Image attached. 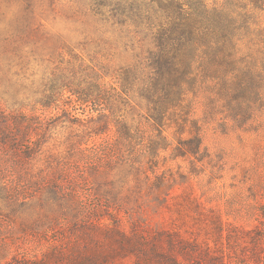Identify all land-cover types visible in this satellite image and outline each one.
<instances>
[{"label": "rangeland", "instance_id": "374dc122", "mask_svg": "<svg viewBox=\"0 0 264 264\" xmlns=\"http://www.w3.org/2000/svg\"><path fill=\"white\" fill-rule=\"evenodd\" d=\"M90 3L32 0V24L21 33L10 30L14 42L35 48L29 57L40 63L54 51L68 55L73 49L101 68L108 85L116 84L120 67L145 59L148 40L134 28L103 22ZM24 5L0 0V22L7 24ZM260 14L250 13L264 24ZM1 35L3 59L12 53L2 52ZM44 71L38 67L39 76ZM257 91L253 110L239 117L222 107L215 90L191 92L206 151L177 155L178 126L172 122L165 130L171 145L149 176L125 162L142 152L141 144L132 150L119 143L115 125L97 132L99 122L90 120L95 113L75 96L44 112L24 107L41 134L32 157L13 154L0 142V264H264V78ZM132 107L119 113L137 124L145 102L133 99ZM57 174L65 177L63 185ZM109 204L126 208H99ZM93 206L99 217L91 222ZM119 228L138 236L136 249L109 233Z\"/></svg>", "mask_w": 264, "mask_h": 264}, {"label": "trees", "instance_id": "16d2710c", "mask_svg": "<svg viewBox=\"0 0 264 264\" xmlns=\"http://www.w3.org/2000/svg\"><path fill=\"white\" fill-rule=\"evenodd\" d=\"M90 6L103 22L144 33L148 54L140 63L120 67L116 84L112 85L105 81L97 64L88 63L73 49L68 50V55L54 51L55 57L42 58L40 63L29 57L36 49L27 50L14 42L10 32L15 29L21 33L32 24V0H25L21 14L7 24H2L3 19L0 22L1 41L5 44L2 52L9 49L12 53L0 58V88L4 96L12 98L14 106H9L3 96L6 107L0 116V142L7 151L20 157L35 155L41 133L32 128L35 121L23 115L24 107L30 105L44 112L75 96L78 104L89 106L95 113L90 120L99 122L97 132L115 125L119 143L132 150L141 144L142 152L125 162L149 176V170L158 165L161 151L171 145L165 130L172 122L178 126L177 155L198 156L206 151L202 120L194 116L188 97L191 92L204 86L212 93L215 90L222 107L235 117L246 115V109L253 110L264 78V24L252 19L250 13L264 12V0H236L233 6L215 0H91ZM38 67L45 69L41 76ZM133 99L145 102L142 120L137 124L119 113L122 108L128 112ZM147 123L152 127L149 132L145 130ZM186 132L189 135L184 138ZM54 176L63 185L65 177ZM111 207L115 212L126 208L111 204L99 208L105 211ZM99 208L93 206L87 220L98 218ZM82 229L87 231V226ZM109 233L133 249L138 247L135 233L120 228ZM186 244L189 243L184 241Z\"/></svg>", "mask_w": 264, "mask_h": 264}]
</instances>
